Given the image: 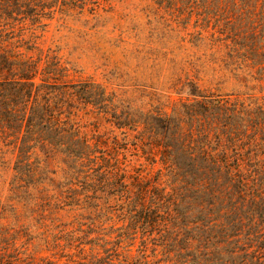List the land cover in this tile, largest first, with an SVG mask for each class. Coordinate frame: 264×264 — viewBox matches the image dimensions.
<instances>
[{
    "label": "trees",
    "instance_id": "1",
    "mask_svg": "<svg viewBox=\"0 0 264 264\" xmlns=\"http://www.w3.org/2000/svg\"><path fill=\"white\" fill-rule=\"evenodd\" d=\"M87 1L0 0V162L14 157V180L26 191L41 179V157L61 155L82 175L88 198L112 202L109 209L125 222L121 235L141 237L136 263L147 264V249L154 256L159 248L162 258L156 263L264 264V103L203 94L190 80L184 91L200 99L183 103L181 115L157 110L136 120L126 111L118 114L104 88L60 80L59 60L36 46L42 18L56 9L82 12L78 2ZM156 2H179L177 11L194 15L205 27L213 21L212 28L218 26L215 31L224 37L212 33L210 45L229 39L224 46L231 65L249 61L264 70L263 40L257 34L264 26V0ZM25 20L32 25L29 34L14 36V22ZM89 107L109 114L118 128L140 121L148 156L155 162L159 155L156 177L144 180L125 172L100 135L84 129L81 114ZM3 211L0 204V215ZM0 264L48 263L1 255Z\"/></svg>",
    "mask_w": 264,
    "mask_h": 264
},
{
    "label": "rangeland",
    "instance_id": "2",
    "mask_svg": "<svg viewBox=\"0 0 264 264\" xmlns=\"http://www.w3.org/2000/svg\"><path fill=\"white\" fill-rule=\"evenodd\" d=\"M91 1L78 2L83 3L82 12L56 9L35 31L38 50L54 54L64 68L60 80L98 84L111 96L118 114L126 111L136 120L157 110L181 115L183 103L200 99L184 91L190 80L203 94L264 103V70L249 61L231 65L224 46L229 39L210 45L212 33L224 37L215 31L218 26L212 28L213 21L207 27L195 22L194 15L177 11L179 2ZM31 26L29 20L18 21L11 30L14 36L26 37ZM257 29L264 46V26ZM81 115L84 129L100 135L127 174L139 173L144 180L156 177L159 155L155 162L148 156L140 121L118 128L109 114L91 107ZM5 158L0 162V256L48 264H139L141 237L121 235L125 222L109 209L112 202L88 198L80 184L82 175L76 168L70 170L61 155L41 157V179L26 191L14 180V157ZM156 250L151 256L147 249V264H164L155 262L162 258Z\"/></svg>",
    "mask_w": 264,
    "mask_h": 264
}]
</instances>
